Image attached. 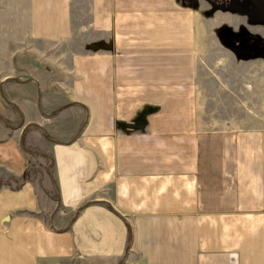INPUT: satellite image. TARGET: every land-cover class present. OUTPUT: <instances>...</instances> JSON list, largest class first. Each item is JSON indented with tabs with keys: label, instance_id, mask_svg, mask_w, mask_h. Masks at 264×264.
<instances>
[{
	"label": "crops",
	"instance_id": "0c3cea01",
	"mask_svg": "<svg viewBox=\"0 0 264 264\" xmlns=\"http://www.w3.org/2000/svg\"><path fill=\"white\" fill-rule=\"evenodd\" d=\"M202 16L0 0V264H264V58Z\"/></svg>",
	"mask_w": 264,
	"mask_h": 264
},
{
	"label": "rangeland",
	"instance_id": "374dc122",
	"mask_svg": "<svg viewBox=\"0 0 264 264\" xmlns=\"http://www.w3.org/2000/svg\"><path fill=\"white\" fill-rule=\"evenodd\" d=\"M178 2L181 6L194 10L196 14L201 13L204 17L213 18L211 21L217 18L216 22L219 21L222 24L218 27L217 34L222 36L223 39L227 38L229 42L231 41L229 44H233L234 51L242 58H264L253 57L242 48V40L247 37H254L258 43L264 42V7L260 3L262 0H178ZM229 15H232V17H229ZM201 25L204 29L209 27L207 23ZM202 44L203 49L208 50L207 37ZM216 44L217 39L216 42H214V39L211 40L212 50H218V46H214ZM8 182L7 180L3 181L6 184ZM17 183H14V185L16 186Z\"/></svg>",
	"mask_w": 264,
	"mask_h": 264
},
{
	"label": "flooded vegetation",
	"instance_id": "af4514ba",
	"mask_svg": "<svg viewBox=\"0 0 264 264\" xmlns=\"http://www.w3.org/2000/svg\"><path fill=\"white\" fill-rule=\"evenodd\" d=\"M217 1H221V0H217ZM264 2V0H262ZM262 43H258L257 40L254 37H247L246 39L244 38L242 40V48L244 50H246L247 52L250 51L252 49V45H261Z\"/></svg>",
	"mask_w": 264,
	"mask_h": 264
},
{
	"label": "water",
	"instance_id": "95a60500",
	"mask_svg": "<svg viewBox=\"0 0 264 264\" xmlns=\"http://www.w3.org/2000/svg\"><path fill=\"white\" fill-rule=\"evenodd\" d=\"M264 7V2H260ZM253 57H264V42L261 45H252L251 52L248 51Z\"/></svg>",
	"mask_w": 264,
	"mask_h": 264
},
{
	"label": "trees",
	"instance_id": "16d2710c",
	"mask_svg": "<svg viewBox=\"0 0 264 264\" xmlns=\"http://www.w3.org/2000/svg\"><path fill=\"white\" fill-rule=\"evenodd\" d=\"M22 149H23L25 152H28V153H31V152H32L31 150L26 149L23 145H22ZM48 162H49L48 164L51 166V165H52V159H49ZM21 178H22V180L24 181V180H26V179L28 178V176H27V174L24 172ZM18 185H19V183H17V186H18Z\"/></svg>",
	"mask_w": 264,
	"mask_h": 264
}]
</instances>
